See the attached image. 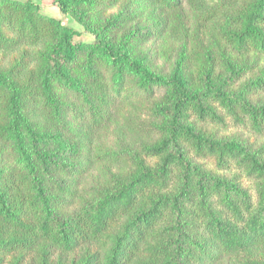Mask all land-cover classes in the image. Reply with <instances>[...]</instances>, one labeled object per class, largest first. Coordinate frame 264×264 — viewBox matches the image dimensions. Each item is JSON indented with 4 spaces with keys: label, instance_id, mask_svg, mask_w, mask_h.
Here are the masks:
<instances>
[{
    "label": "trees",
    "instance_id": "trees-1",
    "mask_svg": "<svg viewBox=\"0 0 264 264\" xmlns=\"http://www.w3.org/2000/svg\"><path fill=\"white\" fill-rule=\"evenodd\" d=\"M53 1L92 40L0 0V264H264V0Z\"/></svg>",
    "mask_w": 264,
    "mask_h": 264
},
{
    "label": "rangeland",
    "instance_id": "rangeland-1",
    "mask_svg": "<svg viewBox=\"0 0 264 264\" xmlns=\"http://www.w3.org/2000/svg\"><path fill=\"white\" fill-rule=\"evenodd\" d=\"M33 1L40 6L42 12L60 19L64 25L78 31L80 35L76 37L77 40H92V36L89 33L83 31L81 25H79L68 15H64L59 12L58 7L56 6L53 0ZM190 21L191 23H193V18L191 16ZM164 34L161 38H156L154 40L148 41L146 44H144L143 48H147L149 50L148 54L152 58V60L155 61L156 66L162 67L163 71L166 73L168 71H171L175 66L181 48V41L171 38L168 34ZM125 116L126 112H122V110H118L116 112L115 118H113V120L108 124L107 128L100 133L98 137L99 143H105V145L107 146V144H110L115 140V130L118 127L122 126ZM262 141L263 139L254 140L256 144H260ZM92 172L93 176H91L88 181L91 180L90 182H93L97 179L103 178L102 173L104 172L99 174L98 169H93Z\"/></svg>",
    "mask_w": 264,
    "mask_h": 264
}]
</instances>
